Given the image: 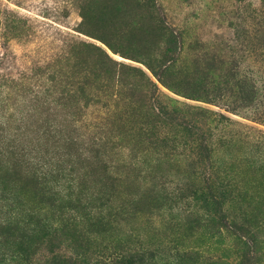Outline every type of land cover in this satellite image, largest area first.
I'll use <instances>...</instances> for the list:
<instances>
[{
  "label": "rangeland",
  "instance_id": "rangeland-1",
  "mask_svg": "<svg viewBox=\"0 0 264 264\" xmlns=\"http://www.w3.org/2000/svg\"><path fill=\"white\" fill-rule=\"evenodd\" d=\"M0 122V264H264V0H0Z\"/></svg>",
  "mask_w": 264,
  "mask_h": 264
},
{
  "label": "trees",
  "instance_id": "trees-1",
  "mask_svg": "<svg viewBox=\"0 0 264 264\" xmlns=\"http://www.w3.org/2000/svg\"><path fill=\"white\" fill-rule=\"evenodd\" d=\"M101 59H102L101 63L105 67L115 64L109 58V56L104 52H101ZM150 86L154 87V85L152 84H150ZM155 91L156 92L159 91V89L156 86H155ZM252 93L254 94V92ZM84 95H85V92L83 91H78L76 93L62 91L59 94V100L64 101L65 103H68V102L75 103L76 100L78 99L80 100V97H82V99H86L84 98ZM144 97L145 96L140 94L138 98V103L140 107L139 113H143V116L146 117V122L147 120L150 119V123H148V125L149 124L151 125L153 122H156L155 121L156 116H157L156 113L164 117L169 115L170 110L166 108L165 106H161L160 108H152L150 106H147L145 104ZM129 107L131 106L129 105ZM133 112L134 110H131V113L127 112L126 115L129 114V116L133 117ZM169 120L174 121V119H169ZM4 129H5L4 123L0 122V131H4ZM191 131H192L191 129H188L182 132L185 133L186 137L191 138V136H193L191 135ZM62 145L66 146L68 144H66L64 140ZM34 167L39 168L41 166L37 167L34 165ZM207 205L208 206H206L205 209L209 212H212L213 214L217 213L218 206L221 207V204L215 203V201ZM120 209H124V206L123 208L121 207ZM124 211L125 210H123L122 212ZM124 214H128V212L125 211L123 215ZM90 219L94 221L100 220L101 216H99V213L97 212V214H94V215L92 214ZM75 223H77L76 217H73V219H67V220L66 218H64V221L62 220L61 226L57 228H53V229H51V227H46L41 233L38 234L37 241H38L39 246H43L44 248H46L47 252L49 253V259L46 261L45 264H121L124 262L125 258L122 256L123 254L118 252V250L116 252V250L110 245H105L106 247L104 248L102 242L96 246L95 240L92 245L91 243H88V244L89 246H92V247L93 246L99 247L101 249V252H97L95 255L94 254L91 256L89 255L88 257L86 256L87 250H83L81 253H79L76 250L74 251L73 250L74 248L72 246V241H71L72 239L70 240L66 238L64 236V232L67 233L68 232L67 228L68 230H70L69 225L71 226V225H74ZM109 247H111V250L108 249ZM78 248L81 249V248H90V247L84 246V244L82 243V245H79ZM111 251L114 253H110ZM244 255H245L244 252H242L241 257H243ZM24 256L25 255H18V256H15L14 259L10 258V260L14 263H17L18 262L17 260H19L21 261L19 264H28V260H25ZM105 257H107V259H105Z\"/></svg>",
  "mask_w": 264,
  "mask_h": 264
},
{
  "label": "snow or ice",
  "instance_id": "snow-or-ice-1",
  "mask_svg": "<svg viewBox=\"0 0 264 264\" xmlns=\"http://www.w3.org/2000/svg\"><path fill=\"white\" fill-rule=\"evenodd\" d=\"M117 59H119V57H117Z\"/></svg>",
  "mask_w": 264,
  "mask_h": 264
}]
</instances>
